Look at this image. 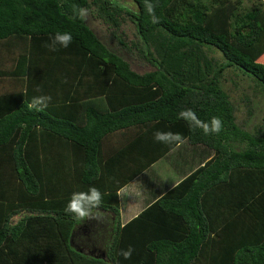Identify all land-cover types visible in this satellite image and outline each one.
<instances>
[{
    "label": "trees",
    "instance_id": "obj_1",
    "mask_svg": "<svg viewBox=\"0 0 264 264\" xmlns=\"http://www.w3.org/2000/svg\"><path fill=\"white\" fill-rule=\"evenodd\" d=\"M131 1L0 0V264H264V118L240 121L227 87L231 77L264 101V0H148L158 23L145 0ZM73 6L122 49L130 20L152 70L134 71ZM56 31L72 43L50 51ZM40 96L47 108L29 110ZM182 109L220 118L222 131H191ZM157 131L212 156L122 226L118 192L176 147ZM90 186L104 215L77 223L65 205Z\"/></svg>",
    "mask_w": 264,
    "mask_h": 264
},
{
    "label": "rangeland",
    "instance_id": "obj_2",
    "mask_svg": "<svg viewBox=\"0 0 264 264\" xmlns=\"http://www.w3.org/2000/svg\"><path fill=\"white\" fill-rule=\"evenodd\" d=\"M122 3V6H125L129 9H132L134 6L133 1L129 0H120ZM133 6H132V5ZM247 0H244V5L246 6ZM134 8V7H133ZM96 14V13H95ZM91 14L88 13V18H90L89 24L98 31L99 36L103 42H105L110 49H112L114 52L119 54L122 58H124L126 61H128L131 64V67L134 71L138 73H143L146 71L152 70V68L144 61L142 55L140 54V49H139V40L136 34L135 26L130 20L124 21L122 24L121 28L118 31V34L122 37L123 41L126 43V48L122 49L118 45H116L114 40L111 39L112 35V29H109V26L104 24L100 20H94V17L90 16ZM127 19V17H126ZM114 41V42H112ZM138 45V46H137ZM231 77H229V81H227V87L231 89L232 93L231 96L233 97V100L235 103L238 105L240 108V113H239V120L242 122H247L250 125H252V121L257 124L259 122H262V119L264 118V101L262 103H257V98L254 94H252L249 90H247L246 85L243 82H240V88L237 90L235 87H233V83L230 80ZM3 83H5L3 81ZM243 94H250L251 100L252 101H243ZM242 100V101H241ZM241 101V102H240ZM260 101V99H259ZM241 103V104H240ZM252 110V116L249 115L248 110ZM253 126V125H252ZM192 146L190 145L189 142H186L184 145V150L180 153L176 152L173 154L172 161L170 160H164L160 164L154 166L152 170L149 172L150 174L153 172L154 173V178L160 175L162 179H164V187L167 190L168 188L171 187L172 184H174V181H170V179L175 178L176 180H179V176L177 175V172H175L171 167H170V162L173 164L175 159L177 160V155H180L181 161L184 163L186 160H193L192 162L188 161V164L183 166L184 169V174H188L189 172L193 171L196 166L200 165L201 162H204L206 158L210 155L209 151L206 149V147L200 145V157H198L199 148H191ZM185 160V161H184ZM178 161V160H177ZM148 177L147 174H144L139 178V182L142 183V181ZM183 178V177H182ZM181 178V179H182ZM149 179V178H148ZM180 179V180H181ZM155 181V180H153ZM138 185V182L137 184Z\"/></svg>",
    "mask_w": 264,
    "mask_h": 264
},
{
    "label": "clouds",
    "instance_id": "obj_3",
    "mask_svg": "<svg viewBox=\"0 0 264 264\" xmlns=\"http://www.w3.org/2000/svg\"><path fill=\"white\" fill-rule=\"evenodd\" d=\"M74 7L76 13L75 18L85 20L88 12L84 8ZM145 8L149 16L152 17L153 23H158L154 15V6L145 0ZM72 34L69 32L56 31L49 37V43L44 46L50 51H58L60 48H68L72 43ZM39 91V89H37ZM51 102V96L33 97L27 107L29 110L35 109L36 111H43L47 108L48 103ZM178 118L184 119L189 124L191 131L195 132L197 128L202 129L204 135L219 134L222 131V121L218 117H213L210 122H203L199 120L195 112L191 109H182L178 113ZM154 139L161 143H175L179 147L184 142V137L179 133L157 131L154 133ZM102 194L95 186H90L87 191L73 192L67 204L65 205L64 212L70 215L77 223H82L85 220H95L101 218L104 213L101 211L102 207ZM133 249L129 247L123 250L121 255L125 260L131 259Z\"/></svg>",
    "mask_w": 264,
    "mask_h": 264
},
{
    "label": "crops",
    "instance_id": "obj_4",
    "mask_svg": "<svg viewBox=\"0 0 264 264\" xmlns=\"http://www.w3.org/2000/svg\"><path fill=\"white\" fill-rule=\"evenodd\" d=\"M98 107L104 108V107H101L100 105H98ZM123 131H124L123 126H121L120 130H118V128H116L113 131V133L111 132V134H109V136L106 138V144L110 145V151L116 147L115 146L116 144H119L118 140L121 141L124 138L125 131L124 132ZM186 142H188V141L185 140L179 147L176 146L166 156H164L163 158H161L160 160L155 162L152 166H150V168H148L144 172L140 173L138 176H136L131 182H129L126 186H124L118 192L119 201H120V221H121L122 226H124L125 224L130 222L132 219L137 217L139 214H141L148 206H150L152 203H154L164 193L171 190L175 185H177L178 182H180L184 177H186L187 175H189L192 172L191 171L188 174L187 173L184 174L183 166L188 164V161H190V160L187 159L188 161L186 160V162L183 163L181 161L182 159H180V155H177L178 161L175 159L173 164H171V162H170V167L175 172H177V175L179 176V180H176L175 178L172 177V179H170V181H174L173 182L174 184H172L171 187L168 188L167 190L164 187V181L165 180L162 179L160 177V175L153 179V177H155L154 173L153 172L151 174L149 173L152 170V168H154V166L160 164L164 160L172 161L173 154L176 152L180 153V151L182 152L184 150V145L186 144ZM190 145L192 146L191 148H199V149H195V150H198V152H199L198 157H200V145L195 146V145H192L191 143H190ZM208 151L210 153V155L208 156V158H209L212 156V153L210 150H208ZM107 152H108V150H107ZM99 156L96 157V160H98ZM193 160H191L190 162H192ZM96 162H98V161H96ZM201 163H203V162H201ZM113 165L114 164H112L111 167L105 168V177L108 178L109 180H111V178H112V177H109L110 170L112 172L115 171L114 168L112 167ZM127 165L128 166L126 167V170H125V168L123 169L122 175H124L125 172H127L128 174H131L133 172V170L136 167L135 160L131 159L130 164H127ZM198 166H196V168ZM144 174H147L148 177H146L142 181V183H140L138 180ZM153 180H155V181H153ZM137 182H138V185H136ZM105 183H106V180H105Z\"/></svg>",
    "mask_w": 264,
    "mask_h": 264
}]
</instances>
